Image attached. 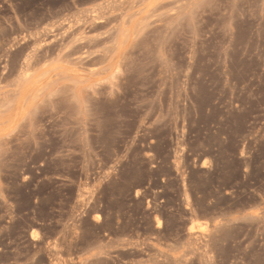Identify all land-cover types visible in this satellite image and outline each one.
<instances>
[{"label": "rangeland", "instance_id": "374dc122", "mask_svg": "<svg viewBox=\"0 0 264 264\" xmlns=\"http://www.w3.org/2000/svg\"><path fill=\"white\" fill-rule=\"evenodd\" d=\"M0 264H264V0H0Z\"/></svg>", "mask_w": 264, "mask_h": 264}, {"label": "bare ground", "instance_id": "6f19581e", "mask_svg": "<svg viewBox=\"0 0 264 264\" xmlns=\"http://www.w3.org/2000/svg\"><path fill=\"white\" fill-rule=\"evenodd\" d=\"M26 71V70H25ZM27 72V71H26ZM26 72L24 73V75L26 74ZM21 74H22V72H21ZM24 75L22 76V78L24 77Z\"/></svg>", "mask_w": 264, "mask_h": 264}]
</instances>
